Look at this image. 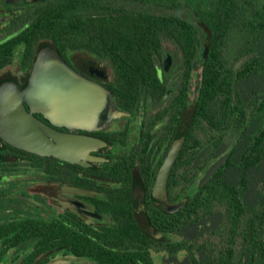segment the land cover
<instances>
[{
  "label": "flooded vegetation",
  "instance_id": "af4514ba",
  "mask_svg": "<svg viewBox=\"0 0 264 264\" xmlns=\"http://www.w3.org/2000/svg\"><path fill=\"white\" fill-rule=\"evenodd\" d=\"M35 3L0 0V86L28 82L36 56ZM150 8L161 9L135 6ZM155 57L145 76L134 77L112 54L63 55L84 81L107 92L111 107L97 128H56L33 113L57 132L98 141L78 164L0 139V264H186L179 212L181 196L194 185L185 188L179 176H194V167L187 172L180 155L186 134L194 132L200 70L171 42ZM181 138L157 197L160 167Z\"/></svg>",
  "mask_w": 264,
  "mask_h": 264
},
{
  "label": "trees",
  "instance_id": "16d2710c",
  "mask_svg": "<svg viewBox=\"0 0 264 264\" xmlns=\"http://www.w3.org/2000/svg\"><path fill=\"white\" fill-rule=\"evenodd\" d=\"M35 4L36 53L49 46L62 58L67 51L112 54L141 77L161 44L171 42L187 64L194 62L200 70L194 132L186 134L180 155L187 172L194 167V176H179L185 188L194 185L181 196L183 261L264 264V0ZM139 4L161 9H135Z\"/></svg>",
  "mask_w": 264,
  "mask_h": 264
},
{
  "label": "water",
  "instance_id": "95a60500",
  "mask_svg": "<svg viewBox=\"0 0 264 264\" xmlns=\"http://www.w3.org/2000/svg\"><path fill=\"white\" fill-rule=\"evenodd\" d=\"M207 40L203 58L208 52ZM107 92L84 81L51 47L38 50L27 84L0 86V139L8 145L39 156H53L78 164V159L98 141L55 131L52 127L97 128L108 119ZM42 114L52 126L37 119ZM183 138L175 141L160 167L154 193L161 197ZM99 144V143H98ZM84 153V154H83Z\"/></svg>",
  "mask_w": 264,
  "mask_h": 264
},
{
  "label": "rangeland",
  "instance_id": "374dc122",
  "mask_svg": "<svg viewBox=\"0 0 264 264\" xmlns=\"http://www.w3.org/2000/svg\"><path fill=\"white\" fill-rule=\"evenodd\" d=\"M150 10H152L153 12H159L160 9H156V8H150Z\"/></svg>",
  "mask_w": 264,
  "mask_h": 264
}]
</instances>
